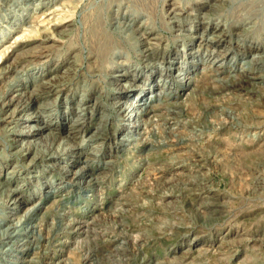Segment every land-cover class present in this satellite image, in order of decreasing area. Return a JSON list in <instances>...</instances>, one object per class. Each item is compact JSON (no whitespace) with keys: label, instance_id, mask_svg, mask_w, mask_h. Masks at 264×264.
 I'll use <instances>...</instances> for the list:
<instances>
[{"label":"rangeland","instance_id":"374dc122","mask_svg":"<svg viewBox=\"0 0 264 264\" xmlns=\"http://www.w3.org/2000/svg\"><path fill=\"white\" fill-rule=\"evenodd\" d=\"M12 25L0 36V180L19 172L0 188V218L16 207L3 204L8 190L37 198L3 220L0 264H264V0H0V31ZM148 36L159 47L146 58ZM103 37L122 45L107 60ZM178 66V84L160 94L158 79ZM30 78V92L55 86L25 112L53 102L56 118L66 98L75 105L91 97L90 126L76 143L111 113L93 106L92 95L129 102L142 89L115 97L116 85L151 81L144 98L156 108L141 107L136 129L112 121L118 140L87 147H101L89 155L96 181L66 186L41 210L32 207L46 183L64 180L42 163L26 168L29 159L16 166L19 143L9 130L24 120L5 119L13 106L3 110Z\"/></svg>","mask_w":264,"mask_h":264},{"label":"bare ground","instance_id":"6f19581e","mask_svg":"<svg viewBox=\"0 0 264 264\" xmlns=\"http://www.w3.org/2000/svg\"><path fill=\"white\" fill-rule=\"evenodd\" d=\"M11 1H16V0H11ZM27 1L34 2L35 0H27ZM23 3L25 2L23 1ZM29 8H30L29 5H26V9H29ZM172 14H174L175 17L179 15V13H177L175 10H173ZM21 15H24V14L21 13ZM19 19L20 18L18 16L16 20H19ZM14 31L15 30H14L13 25L5 27L1 29L0 36L3 38V40H5L6 36L8 34L10 35ZM29 31L33 32L34 26H32ZM105 37L108 38L107 35ZM217 37H215V35H212L211 39H209L208 35L203 34L201 36L202 39L203 38L204 40L209 39L210 41L211 40L214 41ZM106 38L104 37L102 38V40L104 41H103V44H101L99 47V53H100L101 58L107 60L109 59V57H111L112 54H114L115 49L122 48L121 47L122 45L120 43H114L112 41H109V39H106ZM152 40H155V38H150V36H148L147 39H145L141 44L142 45L141 53L146 58L152 55H155L156 49H158L159 47V44L155 43ZM177 57L178 56L175 53H173L169 59H173ZM177 70H179V66L175 68L168 67L166 68V74H168V76L160 77L158 79L155 86L161 87L160 94H164V89H170V86H169L171 84V83L169 84L170 81H173L175 83L178 82V77L180 76V74L179 76L174 75V72H176ZM124 76L125 75L118 74V75H115V78L120 80V79H123ZM168 77H171V79L168 80ZM136 81H139V80H134L131 83L126 82L125 84H122V86L118 84L116 85V87H114L113 92H115V97L116 95L117 97L118 96L128 97L133 90L142 89L141 92L137 93L135 98L129 102H126V101L109 102L107 101L106 103H103L99 99V97L101 96L92 95V97H94L95 99L93 106L99 105V106L106 107V109L111 111V113L101 115V119L99 120V124L96 128L95 133L92 136L88 137L87 142L83 139V142L81 143H76V139L81 137V135L85 133L86 128L90 126L89 119L91 118L88 117L87 114L93 111V108L91 111H89L90 105L88 104L86 100L88 96L86 95L83 96L81 100L79 101V103L75 105L72 104L73 103L72 101H69L66 98L65 99L66 105H62V103L61 105H58V115L55 118V117H52V115L48 111V109L50 108V105L53 102H46L45 104H41L37 109H33V111L25 112L27 109H30V107L32 106V103H35L38 100L39 98L38 94L40 92H43V93L52 92L54 90L53 86H55L54 83H49V82L43 83V84L37 83L34 85L35 91L30 92L28 91L29 89L28 87L30 86L32 82V79L30 78L26 80L24 84L21 85L20 89L15 90L14 92L10 93V95H13L15 92L21 91L17 94H14V96L10 97L9 101L3 105L4 111L11 109L12 106L14 107L13 112L9 114L5 119L11 121L19 116L20 119L24 120L23 123L19 122L15 126L11 127L9 130L12 140L15 143H19V145L17 146L18 149L16 148L17 150L15 151L16 153H18L16 166L23 165L21 162H24L27 159H29L30 160V161L28 160L29 163H26L25 165L26 168L28 169L36 168V167L38 168L40 167L39 163H42V164H45L46 167H48L47 171L49 172V174L54 173L53 175H59L61 176V179L64 180V182L62 181L59 183L62 185H57V186L54 180L48 181L45 185V187H47L48 189L45 191L42 199H40L41 203H37L36 205H34L32 207L33 210H37V209L41 210L43 208V206L41 205L42 203H46L49 199L58 197L61 193V190L64 189L68 185L71 187H85L87 185L89 186V184L92 181L94 180L96 181V177H94L96 167L94 166V164H92L94 162V159L92 160L91 158H89L90 157L89 155H94L95 156L94 158H97V156L101 155L100 153L101 147L97 145H92L91 151H88L87 147L91 145L92 141L94 142L96 140H101L102 145L108 142L109 143L113 142L114 140H118V137L122 134V132L120 133V130H117V129L114 131H110V127H109V125L114 120L122 122L124 124V129H130L132 127L136 129L139 126L137 125V123L140 121V118L142 117V114L144 113L143 111H141V107L144 104H149L148 99H145L146 98L145 92L149 89L147 84L150 83L151 81H143V83H141L142 85H135ZM22 95L23 96L28 95L29 99L24 100V97ZM88 99H91V97ZM154 109L156 108L152 107L149 104L147 108L145 109V113L148 114L154 111ZM73 115H76V118H75L76 120L75 119L73 120ZM71 118L73 120V123L69 125V128L65 130V135L63 137H60V141H58L59 139L58 137L60 136L59 132L62 130V127L71 120ZM88 120H89V123H88ZM85 122L87 123L85 128L83 126L81 127V125ZM25 140H28V141H25ZM70 142H72V144L73 143H76V144L69 145ZM84 142H86V145H84ZM86 150L87 152H85ZM83 161L86 163V165H81L79 166V168L72 170V167L74 165H77L78 163H81ZM42 170L45 171L44 169ZM16 172H19L18 169H13L12 171L8 172V176L5 178V181L3 182L2 180H0V188L3 185H5V187L9 186L8 183H10L11 180H13ZM37 176H38L37 174L33 175V177H37ZM89 178L90 180H86ZM22 191L23 189H19V188H15L10 191L8 190V194L3 201V204L11 205L12 203V205L14 204L16 207H14L13 209L9 211V213H11L10 215L4 214V216L0 218V226L4 223L3 220H5L7 217L8 218L13 217L12 215L13 210L19 209L23 207L24 205H27L29 201H34L37 198L36 194L35 195L31 194L32 200H30V198L25 197ZM11 199L12 201L9 202ZM33 216H34L33 213L32 215H28L29 219H31Z\"/></svg>","mask_w":264,"mask_h":264}]
</instances>
